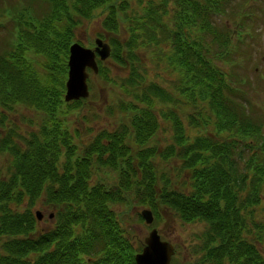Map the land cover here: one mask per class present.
<instances>
[{
	"label": "trees",
	"instance_id": "trees-1",
	"mask_svg": "<svg viewBox=\"0 0 264 264\" xmlns=\"http://www.w3.org/2000/svg\"><path fill=\"white\" fill-rule=\"evenodd\" d=\"M237 1L0 0V264H135L143 241L118 210L126 203L147 207L153 220L169 211L204 224L199 257L179 264H264V113L235 86L237 75L217 64L250 62L241 44L249 34L232 42L225 21ZM239 7L226 20L245 32L260 12ZM94 18L111 48L107 59L125 73L112 76L98 58L97 74L87 71L129 100L116 101L112 131L82 143L66 121L84 101L63 95L68 48L81 21ZM145 48L173 81L146 78ZM190 104L197 109L187 115L190 127L206 109L214 133L185 134L175 114ZM158 105L174 133L162 150L154 141ZM16 106L36 110L21 115L24 133L9 116ZM152 157L157 166L180 161L190 187L158 185ZM106 170L117 172L112 187L94 178ZM37 201L53 213L49 228L37 227Z\"/></svg>",
	"mask_w": 264,
	"mask_h": 264
},
{
	"label": "rangeland",
	"instance_id": "rangeland-1",
	"mask_svg": "<svg viewBox=\"0 0 264 264\" xmlns=\"http://www.w3.org/2000/svg\"><path fill=\"white\" fill-rule=\"evenodd\" d=\"M249 4L251 6L258 4L259 8H264V0H238L235 4L232 5L233 9L229 8L225 14V21L228 24L229 31L232 36L234 34L235 24L231 23L232 18H229V21L226 20L227 15L232 13L239 6V12H249L252 11L251 8H248ZM247 6V7H246ZM238 11V10H237ZM259 11V10H257ZM240 14V13H239ZM262 13L259 14V19L248 26L247 31L245 27H242L240 32H244L245 35L244 42L241 44L248 43V51L250 55V62L245 58H240L239 56L235 58L237 63L234 61L232 65H230L229 61H217L224 72H234L237 75V80L235 86L239 88L241 92H243L246 97V100L264 113V18L261 16ZM253 16V15H251ZM256 20V19H255ZM82 23L78 26L76 30V41L88 48H93L95 38H98L100 34L99 23L97 19L94 18L93 21L82 20ZM241 25V24H240ZM103 40V38H102ZM105 41V40H104ZM107 42V41H106ZM232 42H235L232 39ZM244 46V45H242ZM245 49V53L247 49L242 47L241 50ZM156 55L153 49H146L145 51L140 52V57L143 59V66L147 69L146 78L150 79L153 82H162L164 85L168 84L169 81H173L176 77L175 74L170 73V69L164 68L161 64H154V56ZM242 62V64L240 63ZM246 62H249L246 64ZM105 64L111 68L112 76H120L125 73L123 69L115 67L112 65L111 60L107 59ZM246 64L245 68L244 65ZM257 68L255 70L254 68ZM96 76V75H94ZM117 76V77H118ZM116 77V79H117ZM88 85L90 83L89 95L87 98H81L84 101L82 110L79 113H75L72 115H68V120L66 123L70 125L71 129L74 128L81 137L80 140L82 143H87L91 136L95 133L99 132L101 129L113 130L116 124L119 121L118 115H116V101L118 99L121 100H129L128 95H122L118 92L117 88H110L108 85H97L96 79L92 74L88 76ZM202 107L203 105L200 104ZM15 109L17 111L9 113L10 118L14 119L16 123H20L21 129L20 132L24 133V130L27 128L25 123L22 122L21 115L24 117L33 118L34 110L30 107L25 106H16ZM156 112L159 115V128L156 132V136L154 141L158 143L160 149L164 148L166 144L170 143L172 140L173 130H172V122L170 120H165L161 113L166 108L163 106H156ZM36 111V110H35ZM197 109L193 105H182L176 111V116L178 118V122L183 126L185 130V134L188 136H205L210 133H214V128L212 123H208L207 114L205 110L200 111L202 113L201 116H198L199 123L196 126L190 127L189 121L187 119V115L189 113H196ZM197 117V116H196ZM201 117L206 120H201ZM210 118V117H209ZM88 130L89 131L88 133ZM239 156V155H238ZM160 161V159H157ZM152 161L154 162L153 173L156 177H158V185L164 186L165 180L171 185H174L177 188H189L191 183L190 180L187 179V171H181V162L167 159L164 162H160L157 166L156 157H152ZM0 168H3L0 162ZM95 180L102 179L108 183L109 187H112L113 184L117 183V172L111 171H98ZM126 192V191H125ZM127 192H130V186L127 187ZM126 196L131 199V193H127ZM130 202V200H129ZM40 202L37 203L32 208V211L35 213L39 211L41 214V219L37 220L39 229L49 228L50 223L49 215L51 214V210L49 208L44 207V205H40ZM127 206L118 207V210L121 211L122 217L125 220H129L133 228V234L136 238L143 240V238L147 235L148 231L155 227L161 237L166 239L170 243L174 245L175 254L171 258V264H179L182 259H190L192 262L196 260L200 254H194V250H196V246L200 241L199 235L204 230V224L199 221L194 222H183L179 218H177L174 214L169 211L162 212L160 214V218L153 220L151 224H146L143 221H138L137 217L140 214L143 206H139L133 203H126ZM35 215V214H34ZM139 218V217H138ZM143 219V218H142ZM131 220L133 222H131ZM263 247V246H261Z\"/></svg>",
	"mask_w": 264,
	"mask_h": 264
},
{
	"label": "water",
	"instance_id": "water-1",
	"mask_svg": "<svg viewBox=\"0 0 264 264\" xmlns=\"http://www.w3.org/2000/svg\"><path fill=\"white\" fill-rule=\"evenodd\" d=\"M93 42V48L84 47L77 41L71 43L68 48L64 102L88 97L87 79L89 73L87 69L91 70L93 74H97L96 58L104 61L110 55L111 48L108 42L101 38H95ZM34 214L38 220L41 219L39 211ZM140 214L146 224L153 222L152 212L148 208H143ZM173 255V245L169 241L161 240L157 229L152 227L143 239L141 250L134 255V261L135 264H171Z\"/></svg>",
	"mask_w": 264,
	"mask_h": 264
},
{
	"label": "flooded vegetation",
	"instance_id": "flooded-vegetation-1",
	"mask_svg": "<svg viewBox=\"0 0 264 264\" xmlns=\"http://www.w3.org/2000/svg\"><path fill=\"white\" fill-rule=\"evenodd\" d=\"M247 7V6H246ZM231 9H232V7H230ZM248 8H251L252 10H255L256 12H260V13H262V17L264 18V8L262 7V8H259L258 7V4H256V5H253V6H251L250 4H249V6H248ZM257 10H259V11H257ZM234 11H237L236 9L234 10ZM233 24H235L236 26H235V28H234V34H236V32L238 31V33L235 35V36H232V39H234V41H236V40H238V39H240L242 36H243V34H244V32H240V29L242 30V27H241V25H240V23L239 22H237V21H235ZM227 27H228V24H227ZM228 29H229V27H228ZM262 59H264V58H262ZM255 70H257V68L255 67L254 68ZM49 220H50V222H53V220H54V218H53V213L51 212V214L49 215ZM149 232V231H148ZM160 235V239L161 240H166V239H163L162 237H161V234H159ZM144 239V238H143ZM143 241V240H142ZM174 246V245H173ZM174 256V255H173ZM172 256V257H173Z\"/></svg>",
	"mask_w": 264,
	"mask_h": 264
}]
</instances>
